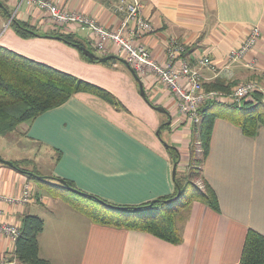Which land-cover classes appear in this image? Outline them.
Listing matches in <instances>:
<instances>
[{"label": "crops", "instance_id": "crops-1", "mask_svg": "<svg viewBox=\"0 0 264 264\" xmlns=\"http://www.w3.org/2000/svg\"><path fill=\"white\" fill-rule=\"evenodd\" d=\"M116 1L59 3L113 28L122 17L114 11ZM139 1L142 15L154 26L141 41L155 59L166 61L167 44L175 39L184 43L182 57L191 65L198 66L197 59L203 54L214 61L215 71L200 67L204 87L217 79L229 85L222 90L226 92L247 80L264 87V0ZM12 17L27 22L40 35L19 36L9 23ZM254 26L259 28L256 44L227 64L229 49L239 46ZM58 32L74 34L100 58H113L87 60L76 47L55 37ZM93 41L87 28L75 24L58 27L30 2L0 0V45L96 84L118 102L114 105L93 93L78 91L18 125L15 131L21 140L16 142L25 151L21 157L12 151L6 136H0V150L6 153L0 156L25 160L24 170L71 180L84 192L114 204H138L172 193L174 176L186 173L191 161L194 124L187 122L175 96L158 79L138 75L142 96L131 68L113 50L96 52ZM167 145L178 149L177 165L172 163ZM201 175L215 190L219 211L193 200L177 244L140 230L94 223L76 208L84 204L81 197L77 199L67 190L56 195L29 173L2 162L0 194L19 197L27 181L32 190L27 202L0 198V222L20 226L25 214L42 217L39 255L52 264H238L247 229L264 234V127L255 136H247L230 118L217 117ZM0 251H14V245L1 234Z\"/></svg>", "mask_w": 264, "mask_h": 264}, {"label": "trees", "instance_id": "trees-1", "mask_svg": "<svg viewBox=\"0 0 264 264\" xmlns=\"http://www.w3.org/2000/svg\"><path fill=\"white\" fill-rule=\"evenodd\" d=\"M10 24L21 37L40 35L37 29L27 22L12 18ZM56 35L58 39L76 47L83 58L101 61L96 55L93 59L88 58L81 50V47L85 46L84 43L74 34L58 32ZM205 88L223 90L229 88V85L217 79ZM78 91L93 93L118 105L115 97L106 89L0 45V136L14 132L20 123L63 103ZM234 109H238V112L235 113ZM198 113L200 120L193 126L189 150L192 164L186 174L176 173L172 193L153 200L138 204H114L84 192L71 180L63 179L64 183H61L58 178L37 177L34 173L24 170L25 160L11 161L12 167L29 173L30 178L49 186L56 195L64 190L81 195L79 197L84 199V204L75 207L94 223L140 230L177 244L182 240L183 226V223L178 226V222L185 220L193 200H199L219 211L215 190L203 178L201 188L194 178L201 173V165L208 155L214 120L226 116L247 136H255L259 129L264 127V104L260 92L253 93L252 98L243 100L241 104L208 102L199 108ZM167 151L172 163L177 165L180 156L178 149L167 145ZM43 227V218L36 214H25L22 217L11 256L16 264H52L39 255L38 237ZM238 264H264L263 233L253 228L247 229Z\"/></svg>", "mask_w": 264, "mask_h": 264}, {"label": "built area", "instance_id": "built-area-1", "mask_svg": "<svg viewBox=\"0 0 264 264\" xmlns=\"http://www.w3.org/2000/svg\"><path fill=\"white\" fill-rule=\"evenodd\" d=\"M19 1H27L38 7L58 27L75 24L87 28L93 37L92 47L96 52L109 54L113 50L137 75L151 74L154 76L175 96L178 109L190 124L199 122V108L208 102L241 104L243 100L252 98L253 93L260 92L261 101L264 104V87L255 80L238 82L228 92L206 89L203 85L200 67L205 66L212 71H215L217 67L206 54L197 59L198 66L191 65L182 57L185 50L183 42L171 39L166 47L167 60L160 62L155 59L141 41L143 35L154 30V26L150 19L142 15L139 0H117L114 3V11L120 13L122 17L118 26L113 28L104 27L90 15L64 9L59 3L60 0ZM258 36L259 28L254 26L239 46L229 49L226 58L227 64L243 57L256 44ZM31 190V182L27 181L24 183L19 197L0 194V198L8 201L27 202L30 200ZM0 234L5 236L12 245H15L19 235V225L2 221L0 222ZM12 255L13 252L0 251V264H16L15 260L11 259Z\"/></svg>", "mask_w": 264, "mask_h": 264}, {"label": "rangeland", "instance_id": "rangeland-1", "mask_svg": "<svg viewBox=\"0 0 264 264\" xmlns=\"http://www.w3.org/2000/svg\"><path fill=\"white\" fill-rule=\"evenodd\" d=\"M12 18H14V17H12ZM10 19V18H9ZM10 21H11V19L9 20V23H10ZM234 111H235V113H237L238 112V109H234ZM1 136H6V137H4L5 138V140H8V142H10V143H12L13 144V146H12V151L13 152H15L16 154H18V158L19 157H21V155H23V153L25 152L24 151V149H21V148H18L19 146H18V142H16L17 141V139L18 140H21V137H19V134L16 132V131H14V132H11L10 134L8 133L7 135L5 134V135H1ZM22 142H20V144H21ZM27 146V145H26ZM30 147V146H29ZM196 148H198V145H197V147ZM41 152H43L42 150L39 152V153H41ZM0 153H1V155L2 156H6V153L3 151V150H0ZM42 156V155H41ZM15 158V157H14ZM42 158H43V156H42ZM37 160V159H36ZM38 162V161H37ZM39 163V162H38ZM39 164H41V163H39ZM192 163L190 162V164L188 165V167L191 165ZM194 164V163H193ZM27 165V164H26ZM188 167L186 168V167H184V168H186V170H188ZM186 174V173H185ZM195 178V180L197 181V183L200 185V187L201 188H203V182H202V175H201V173H198V175L197 176H195L194 177ZM73 194H75V193H73ZM75 196H76V198L78 199L79 198V196H81V195H78V194H75ZM82 198V197H81ZM183 200V199H182ZM186 218L187 217H185L184 219L186 220ZM183 219V220H184ZM184 220V221H185ZM184 221L182 222V219L178 222V226H181L182 225V223H184Z\"/></svg>", "mask_w": 264, "mask_h": 264}, {"label": "water", "instance_id": "water-1", "mask_svg": "<svg viewBox=\"0 0 264 264\" xmlns=\"http://www.w3.org/2000/svg\"><path fill=\"white\" fill-rule=\"evenodd\" d=\"M81 50H82V52L88 57V58H91V59H93L94 58V56H95V54L91 51V50H89L88 48H86V47H84V46H82L81 47ZM111 58H113V56H111V55H107V56H103V57H101L100 58V60H102V61H105V60H109V59H111ZM124 62H125V60L124 59H122ZM126 63V62H125ZM127 64V63H126ZM128 65V64H127ZM129 66V65H128ZM130 67V66H129ZM131 68V67H130ZM131 70H132V74H133V76L135 77V79L137 80V82H138V84H139V88H140V94L142 95V96H145V93H144V89H143V86H142V82H141V80H140V77L136 74V72L131 68ZM153 106V105H152ZM156 110H160V111H164L165 112V110L161 107V106H153ZM0 162H2V163H4V164H7V165H12V162L11 161H9V160H6V159H3L1 156H0ZM175 171H176V169H175V167H174V169H173V171H172V175H175ZM35 176H37V177H40L39 175H35ZM58 180H59V182H61V183H64L63 182V179H61V178H58ZM73 189V188H72ZM74 190V189H73ZM179 194V193H178ZM178 196V195H177Z\"/></svg>", "mask_w": 264, "mask_h": 264}]
</instances>
